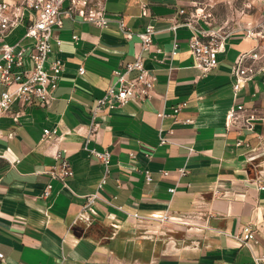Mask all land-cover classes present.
Returning a JSON list of instances; mask_svg holds the SVG:
<instances>
[{
	"label": "crops",
	"instance_id": "crops-1",
	"mask_svg": "<svg viewBox=\"0 0 264 264\" xmlns=\"http://www.w3.org/2000/svg\"><path fill=\"white\" fill-rule=\"evenodd\" d=\"M106 8L108 28L66 20L55 29L52 57L64 61V72L53 100L18 101L0 120V264H255L252 250L233 236L252 225L264 244V77L255 76L235 94L232 69L256 47L239 26L264 20V0H107ZM196 9L199 27L208 29L210 22L234 30L219 66L206 76L193 67L192 30L173 29ZM118 18L135 32L147 26L157 31L145 55L157 76L154 97L93 120V106L114 84L113 71L139 52L138 40H126L119 30ZM24 34L21 26L9 39L17 43ZM176 39L180 49L171 60ZM182 102L188 107L174 114ZM239 106L244 110L229 122L230 110ZM46 129L56 135L45 142ZM88 149L110 152L108 173ZM58 152L74 172L65 183L47 173L60 163ZM183 168L186 176L179 174ZM166 212L172 222L146 219ZM134 214L144 218L136 221Z\"/></svg>",
	"mask_w": 264,
	"mask_h": 264
},
{
	"label": "built area",
	"instance_id": "built-area-1",
	"mask_svg": "<svg viewBox=\"0 0 264 264\" xmlns=\"http://www.w3.org/2000/svg\"><path fill=\"white\" fill-rule=\"evenodd\" d=\"M107 0H0V120L9 113L14 104L18 101L24 103L48 104L58 88L64 72V61L53 55V33L55 29H62L66 20L93 25L99 29L108 28L112 19L108 16L106 8ZM180 15H186L185 10H180ZM199 10L187 14L184 21L173 26L174 30L179 27H187L192 30V37L189 39V48L194 59L193 67L206 76L220 64L219 54L225 52L226 42L234 33L212 27L204 29L197 25ZM143 15H147V8L143 6ZM204 18L208 15L201 13ZM117 25L126 40H138L139 52L134 62L128 63L123 69L113 71L114 84H112L105 95L97 100L93 106V120L102 111L113 110L120 106L138 101L147 102L154 97L157 76L145 65V55L154 46V36L157 34L153 26H147L143 31L135 32L128 25L124 18L117 19ZM21 26L25 27V34L21 40L15 44L8 43V39ZM240 30L245 31L247 38L257 41L256 47L243 53L235 62L232 69L233 89L235 94H239L248 81L257 75L264 77V20L257 26L248 25ZM74 40H78L75 35ZM60 47L61 40H57ZM180 43L176 39L172 50L168 56L171 60L178 54ZM156 53H162L161 48L155 47ZM262 63V64H261ZM80 73L85 74V69L80 68ZM188 107L187 102H182L174 107V114H180ZM244 110L239 106L238 110L232 108L228 114L229 122L237 119L238 112ZM21 112L15 114V121H18ZM165 118L163 112L158 114ZM187 124H192L194 120L187 118ZM252 127V126H250ZM56 135V130H44L43 139L49 141ZM166 138H162V143H166ZM89 156L96 158L108 167L111 161V154L108 151L100 152L95 149H88ZM3 157L0 155V158ZM56 157L61 160L56 166L49 168L47 173L52 180H60L65 183L66 179L72 177L74 172L67 158L60 152ZM180 176H186V168L179 170ZM169 175V172H164ZM148 182L153 181L149 171L146 172ZM106 184L102 180L99 189ZM52 185L49 184L44 196L51 193ZM259 189L264 190V181L259 183ZM172 193L174 189L170 190ZM98 194L88 198V207L94 203ZM123 211L122 207H119ZM134 220L140 221L144 217L139 214L130 215ZM146 219L157 221L161 224L172 222L169 212L162 216H150ZM264 227V224L262 225ZM208 228V227H207ZM243 246L252 250L255 264H264V244L260 242L256 231L252 225L244 227L242 234L234 235ZM260 246L259 251H255L253 246ZM3 254L0 253V259Z\"/></svg>",
	"mask_w": 264,
	"mask_h": 264
},
{
	"label": "rangeland",
	"instance_id": "rangeland-1",
	"mask_svg": "<svg viewBox=\"0 0 264 264\" xmlns=\"http://www.w3.org/2000/svg\"><path fill=\"white\" fill-rule=\"evenodd\" d=\"M229 28H230V30H232L231 27H229ZM7 41H8V43H12V44L15 43V39H12V38L11 39H8Z\"/></svg>",
	"mask_w": 264,
	"mask_h": 264
}]
</instances>
